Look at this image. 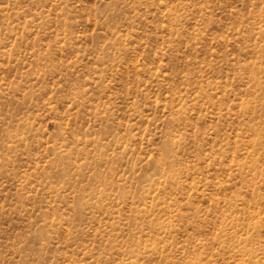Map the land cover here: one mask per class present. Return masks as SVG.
Returning <instances> with one entry per match:
<instances>
[{"label": "rangeland", "instance_id": "rangeland-1", "mask_svg": "<svg viewBox=\"0 0 264 264\" xmlns=\"http://www.w3.org/2000/svg\"><path fill=\"white\" fill-rule=\"evenodd\" d=\"M0 264H264V0H0Z\"/></svg>", "mask_w": 264, "mask_h": 264}]
</instances>
